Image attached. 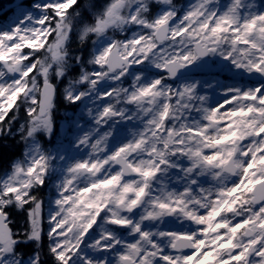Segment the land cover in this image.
<instances>
[{"label": "snow or ice", "instance_id": "1", "mask_svg": "<svg viewBox=\"0 0 264 264\" xmlns=\"http://www.w3.org/2000/svg\"><path fill=\"white\" fill-rule=\"evenodd\" d=\"M12 12L0 264H264V0Z\"/></svg>", "mask_w": 264, "mask_h": 264}, {"label": "trees", "instance_id": "2", "mask_svg": "<svg viewBox=\"0 0 264 264\" xmlns=\"http://www.w3.org/2000/svg\"><path fill=\"white\" fill-rule=\"evenodd\" d=\"M3 3L4 1L2 0V2L0 3V11L3 8ZM8 144L9 147L7 150H5L3 148V142L0 141V169L3 168L8 159L19 156L22 151V146L16 144L14 141H9Z\"/></svg>", "mask_w": 264, "mask_h": 264}, {"label": "rangeland", "instance_id": "3", "mask_svg": "<svg viewBox=\"0 0 264 264\" xmlns=\"http://www.w3.org/2000/svg\"><path fill=\"white\" fill-rule=\"evenodd\" d=\"M27 2L30 3V2H33V0H27ZM14 3H15V1L9 5V7H8L9 10H12V5H13ZM12 17H13V12L10 13L9 17H8L6 20L0 22V26H3V25H6V24L10 23ZM46 216H47V215H46Z\"/></svg>", "mask_w": 264, "mask_h": 264}]
</instances>
